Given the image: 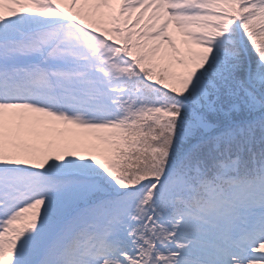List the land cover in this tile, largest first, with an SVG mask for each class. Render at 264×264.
Segmentation results:
<instances>
[{
	"label": "snow or ice",
	"instance_id": "6c2138e0",
	"mask_svg": "<svg viewBox=\"0 0 264 264\" xmlns=\"http://www.w3.org/2000/svg\"><path fill=\"white\" fill-rule=\"evenodd\" d=\"M0 264H264V0H0Z\"/></svg>",
	"mask_w": 264,
	"mask_h": 264
}]
</instances>
